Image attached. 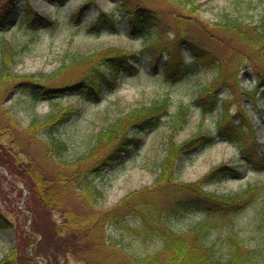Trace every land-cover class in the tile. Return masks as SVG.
Instances as JSON below:
<instances>
[{"label":"rangeland","instance_id":"rangeland-1","mask_svg":"<svg viewBox=\"0 0 264 264\" xmlns=\"http://www.w3.org/2000/svg\"><path fill=\"white\" fill-rule=\"evenodd\" d=\"M18 1V13L8 27L0 30V44L6 40L16 52L12 72L21 77L32 76L44 85L43 89L54 90L76 83L87 73L88 62L98 60L97 57L109 48L136 53L138 58L137 71L123 73L119 86L104 93L99 100L80 92H63L51 93L55 97L33 103L25 87L7 86L0 89V103L18 128L27 127L34 115L41 119L54 104L77 110V115L60 132V137L69 147L65 159L73 161L93 145L95 134L117 118L167 99L168 112L160 117L158 127L140 132L133 124L125 129V139L134 137L136 142L127 152H121L122 159L113 162V169H103L101 176L91 177L103 193L100 210L113 208L128 194L138 192L139 204L154 206L160 216L167 215L170 230L183 237L190 227L208 219L203 207L193 204L196 196L192 193L198 191L194 186L190 188L191 185L202 183L203 193L218 196H234L258 187L259 192L252 201L237 208L238 211L229 217L223 229L217 228V231L211 232L210 239L223 246L222 249L230 234V239L236 243L241 241L247 246L259 244L262 240L259 226L264 212V169L255 170L248 162L259 159L264 165V87L255 98L251 96L260 74L264 75V35L259 42L251 40L260 21L259 31L264 34V0H198L199 9L191 19L178 16L166 0H126L130 1L132 7L155 13L162 35L160 45L171 44L170 59L166 62L168 67L164 71L165 55L155 54L157 67L153 68L145 52L155 37L153 32L144 38L130 34L125 12L119 8L120 0H89L77 22L69 15L88 0H64L62 5L49 0ZM25 6L55 21L56 26L29 28L24 25ZM100 11L112 13L114 24L100 31L91 30L89 24ZM225 16L229 19L242 18L249 25L251 41L245 43L234 32L221 28L220 23ZM180 37L190 41L194 50L187 46L183 47L182 52L176 50L174 43L179 42ZM200 48L208 52L212 59L221 60L219 63L222 65V80L214 86L216 108L208 113H203L201 106L194 104V98L196 92L217 75L218 67L212 70L202 67L193 72L181 70L182 65L193 60V55ZM93 55L95 58H91ZM243 88L251 91L248 97L243 94ZM210 98H206L207 104ZM180 104L188 107L186 121L170 133L169 123ZM221 115L226 120L243 123V127L254 131V138L247 133L248 138L238 145L218 138L213 143L191 148L186 151L188 153L177 152L168 160L175 179L172 182L154 183L158 165L165 158L166 147L170 144L177 147L183 145L199 132L214 135ZM0 116V121L7 123L8 118L2 117L1 112ZM119 145V139L109 145H98L94 156L82 162L77 169L92 170L102 156L114 153ZM25 150V154L20 153L17 157L22 163H27L33 157L45 171L57 172V161L48 159L40 145L30 144ZM15 153L12 152L11 160L16 159ZM221 165L234 167L237 174L212 177L209 172ZM15 168L24 171L16 162ZM62 172L71 174L74 170L62 169ZM24 177L26 180L0 168V213L10 223L0 230V259L16 246L19 254L27 253L35 264H87L81 253H87L93 264H130L120 250H102V247L90 243L78 248L62 247L64 241L71 243L67 238L57 243L55 237L51 236L53 234L46 231V226L48 222L60 224L62 213L57 209L46 210L38 200L30 198L25 185L27 178ZM64 201L65 207L77 213L89 211L71 187H68ZM134 214L118 208L116 216L121 225L104 224L103 221L100 224L101 240H118L120 249L122 246L124 252L138 257L159 252L162 243L155 232H149L154 237L142 242L138 239V232L130 231L140 222ZM128 226L130 229L126 228ZM187 238L193 246L197 245L194 235ZM36 245L38 248L35 250Z\"/></svg>","mask_w":264,"mask_h":264},{"label":"trees","instance_id":"trees-1","mask_svg":"<svg viewBox=\"0 0 264 264\" xmlns=\"http://www.w3.org/2000/svg\"><path fill=\"white\" fill-rule=\"evenodd\" d=\"M50 1L56 2L59 5H62L64 2V0ZM120 1L119 8L125 12L130 34L144 38L153 32L155 36L154 39L149 42L145 51L152 67L154 68L157 64L155 54L163 53L166 57L163 67L166 69L168 67V63L166 62L170 59L171 44L160 45L162 35L156 24L155 13L145 8L132 7L130 1ZM166 1L169 5L173 6L178 16H182V18L186 19L194 18L199 9L198 0ZM87 2L89 3V0ZM18 9V0L0 1V30L10 25L11 19ZM84 9L85 4L79 6L70 14V19L77 22ZM23 16L22 23L29 28L56 26L54 21L38 15L29 7L24 8ZM113 24V14L100 11L95 19L90 22L89 28L91 30L100 31L107 26H113ZM261 24L262 21H260L259 25L256 27L253 33L254 36L252 35L253 39L251 40L255 42H259L264 35L259 31L261 29ZM220 27L234 32L245 43L251 41L248 36L249 25L240 17L229 19L225 16V19L220 23ZM178 41L179 42L174 43L176 50L180 51L184 46L194 50V45L185 37H180ZM15 55L16 52L10 43L6 40H2L0 44V89L7 86L25 87L26 91H29V97L33 103H37L43 98L50 99L55 97L52 96L51 93L62 94L63 92H80L82 95H87L93 97L95 100H99L104 93L111 92L119 86L118 79L123 73H134L138 69L136 67V63H138L136 53L118 48H109L97 57L98 60L94 59L88 62V71L79 81L67 87L51 90L43 89L44 85L34 80L32 76L21 77L13 73L11 65ZM193 56V60L187 65H182L181 70L193 72L202 67H209L211 70L218 67L219 71L207 86L203 87L195 94L194 104H201L203 113H207L214 107V93L216 90L214 86L222 80V65L216 62L215 59H212L208 52L201 48L198 49L197 53ZM91 58H95L94 55L91 56ZM225 80L226 77L223 78V81ZM261 87H264V76L260 77L252 93L255 94ZM242 90L244 91L243 94H250L246 89ZM209 97H212V101L207 104L206 98ZM0 112L2 117L8 118L7 123L0 121V164L5 166L11 174L18 175L23 180H26L24 179V175L26 176L27 181L25 185L27 193L31 196L30 198L38 200L44 209H57L61 211V223L54 224V226L48 222L46 231L54 235L51 236L55 237L57 243L63 242L64 238L71 240L70 244L64 241L61 245L62 247L78 248L90 243L94 246L102 247V250H120L124 253L125 258L130 264H264V212L261 214L259 226L262 232V235H260L262 240L259 244L247 246L244 243H240L241 241L236 243L233 239H230L232 237V234H230L227 235V239L224 241V248L222 249L223 246L210 239L211 232L213 230L217 231V228L223 229L229 217H232L235 212L238 211L237 208L252 201L253 197L259 192L258 187L247 189L234 196H218L203 193L201 188L203 186L202 183L191 185L190 188L194 186V189L198 191L192 193L196 196L193 204L200 205L198 206L199 208L203 207L208 219L202 222L200 221L198 224L190 227L183 237L170 230L168 226V217H166L167 215L160 216L154 206L139 204L137 198L138 192L128 194L113 208L100 210L103 193L98 186L95 185L91 177L93 175L94 177L101 176L103 174L101 173L103 169H113V162L119 161L121 156L119 155L120 152L126 151L127 146L135 141L134 137L125 139L126 134H123V132L127 131L125 129L131 128L133 124L137 126L140 132L158 127L160 117L165 116L168 112L167 99H162L160 102L157 101L148 107L145 106L133 110L123 117L117 118L113 123L95 134L93 137V145L73 161L65 159L69 147L65 140L60 137V132L61 128L77 115V110L70 107H60L54 104L51 111L45 114L41 119L36 118L34 115L29 125L25 128H18L19 126L9 117L7 109H4L1 103ZM187 115L188 107L180 104L174 112V118H172L169 123V128L171 129L170 133L177 130L178 127L185 123ZM221 122L223 123L220 124H224L225 127L223 130H218V137H224L230 141L234 140L240 143L248 138L247 133L254 134L252 130H244L241 125L229 119L226 120L223 115H221ZM15 128H17L18 131ZM117 139L120 140V145L117 146L118 148L114 149V153H109L107 157L102 156L101 159H99V164L95 168L92 170L77 169L82 162L94 156L93 154L98 151V145L102 143L109 145ZM213 140H215L214 137H208L201 133H197L193 138L188 140L185 145L177 147L174 144H170L167 146L165 158L158 167L154 183L160 184L162 181L172 182L173 179H175L172 169L168 166V160L176 155L177 152H184L187 150V147L194 146L195 144L203 145ZM30 144L40 145L44 155L48 159L57 161L58 169L55 170L57 171L55 174L45 171L34 161L33 157L28 159L27 163H22L17 158L20 153L25 154V148ZM13 151L16 152L14 155L16 159L11 160V157L13 158ZM15 162L23 167L24 171L22 170L21 172L24 175L15 168ZM249 162L255 170L264 168L263 163H261L259 159H253V161L250 160ZM62 169L74 170V172L67 174L62 172ZM87 171H90L92 174ZM234 172V169L221 165L212 169L209 174L212 177H221ZM48 173L51 174V177ZM68 187L75 190L76 197L82 201L85 207L89 208L88 212L81 214L64 206V199ZM121 207L125 210L134 212V215L139 218L140 222L139 224L137 223V226H134L135 228L133 230L129 228L130 225L126 228L130 229V231L138 232V239L142 240V242H147L151 237H154L149 234V232H155L162 243V249L159 252L147 255L146 257H138L124 252L122 246L120 249L118 240H105V238L101 240L103 235L101 234L100 224L103 221L104 224L106 222L112 223L113 225H121V222L116 216V211ZM5 225L9 226L10 223H8L0 213V230L3 229ZM46 231H44V233ZM189 235H194V241L197 243L196 246H193L191 241L187 238ZM37 248L38 245L35 246V250ZM66 252H68L67 249ZM160 252L161 254H159ZM81 254L87 264H93L92 259H88L87 253ZM34 262L35 260L29 257L27 253L22 255L19 254L16 246L12 247V249L0 259V264H35Z\"/></svg>","mask_w":264,"mask_h":264}]
</instances>
